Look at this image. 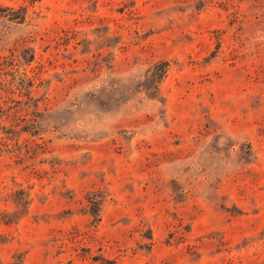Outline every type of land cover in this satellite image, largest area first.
<instances>
[{"label": "rangeland", "instance_id": "1", "mask_svg": "<svg viewBox=\"0 0 264 264\" xmlns=\"http://www.w3.org/2000/svg\"><path fill=\"white\" fill-rule=\"evenodd\" d=\"M0 264H264V0H0Z\"/></svg>", "mask_w": 264, "mask_h": 264}]
</instances>
